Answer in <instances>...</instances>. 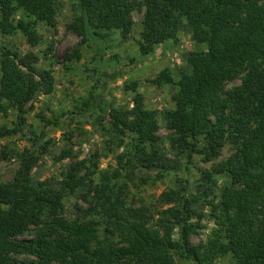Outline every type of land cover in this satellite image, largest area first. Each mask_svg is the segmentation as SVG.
I'll return each mask as SVG.
<instances>
[{"label":"trees","instance_id":"obj_1","mask_svg":"<svg viewBox=\"0 0 264 264\" xmlns=\"http://www.w3.org/2000/svg\"><path fill=\"white\" fill-rule=\"evenodd\" d=\"M67 2L72 7L65 29L80 40L60 62L66 69L88 47L98 73L107 36L119 32L126 38L133 28L131 14L140 6L145 13L136 44L142 55L176 41L186 21L193 42L205 51L189 54L190 71L177 82L168 69L154 80L157 86L177 87L174 107L164 112L170 147L179 157L201 144L206 161L216 159L225 145L232 153L215 171L204 173L205 186L198 190L202 198L167 187L157 202L173 205L153 214L128 204L127 181L137 169L154 172L155 182L178 177L177 161L166 158L156 111L145 108L140 94L133 95L131 109L101 110L104 135L123 151L115 157L117 166L99 171L96 179L78 176L83 166L78 162L60 183L34 181L33 153L13 151L18 169L11 181L0 184V264H174L175 255L189 264L218 259L264 264V0H0V35H20L37 48L43 43L39 25L55 30ZM48 61L46 54L20 56L1 47L0 115L16 110L23 125L26 105L38 94L52 93ZM18 125L0 128V140L19 132ZM110 152L92 156L94 171ZM70 155L69 149L62 154ZM219 175L222 184L215 191L210 184ZM76 194L89 207L75 206V218L67 219L64 200ZM197 201L209 207L215 228L204 243L191 245L188 238L201 228L200 220L191 222L193 216L201 218L191 208Z\"/></svg>","mask_w":264,"mask_h":264},{"label":"rangeland","instance_id":"obj_2","mask_svg":"<svg viewBox=\"0 0 264 264\" xmlns=\"http://www.w3.org/2000/svg\"><path fill=\"white\" fill-rule=\"evenodd\" d=\"M70 3H65L64 9L58 14L55 30L39 25L38 31L43 43L37 48H30L20 35H0V49L8 46L20 56L28 52L39 57L46 54L49 57L48 64L52 63L55 81L50 95L38 94L26 105L23 125H18L16 110L0 115V128L14 129L18 125L20 129L16 134L0 140V184L11 181L18 169L13 151L22 152L24 149L30 150L36 158L31 170L34 181L60 183L63 173L78 162H83L78 176L85 179H96L99 171L115 168V157L122 153L123 148L116 149L115 144L110 143L108 136L104 135L103 129L107 123L101 119V110L110 106L131 109L133 95L140 94L145 108L156 111L159 124L157 135L161 138V147L166 158L177 161L175 170L178 177L171 175L155 182L154 172L137 169L131 181H127L128 204H134L135 208L144 206L154 214L155 210H163L173 205L157 202L158 196L167 187L185 188L187 194L199 196L198 190H203L205 186L202 181L204 173L215 171L216 166L222 164L232 150L229 145H225L216 159L206 161L200 144L191 155L176 157L175 150L170 147L171 131L167 128L164 112L174 107L177 87L157 86L154 80L162 70L168 69L177 82L190 71L189 54L204 52L205 46L193 42L190 26L183 20L176 41H166L158 45L153 53L142 55L136 44L145 13V7L140 6L131 14L133 28L126 38H122L119 32H112L107 36L106 43L104 42L107 51L98 73L94 71L92 54L88 47H83L80 60L70 63L66 69L60 62L80 40L65 29L71 13ZM38 63L40 67L48 68L45 60H39ZM237 84L239 81L229 84L227 89ZM69 133L72 134L70 140L66 137ZM67 149L71 150V155L63 157L62 154ZM110 149L107 157L99 158L97 170L94 171L90 162L92 156L95 153L102 155ZM3 152L6 157L2 156ZM214 180L215 184L210 185L217 191L222 184L221 175ZM199 197L202 198L201 195ZM191 198L189 197L190 200ZM64 202L63 215L67 219L75 218L76 207L82 211L89 207L77 194L67 197ZM191 208L201 216L200 219L193 216L191 222L200 220L201 228L190 235L188 240L191 245H198L209 238L215 226L210 209L204 201L193 202ZM173 239H179L177 230L173 233ZM174 264L189 263L175 255ZM213 264H229V259H218Z\"/></svg>","mask_w":264,"mask_h":264}]
</instances>
